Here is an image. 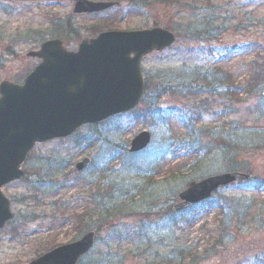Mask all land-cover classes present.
Wrapping results in <instances>:
<instances>
[{"label":"rangeland","instance_id":"obj_1","mask_svg":"<svg viewBox=\"0 0 264 264\" xmlns=\"http://www.w3.org/2000/svg\"><path fill=\"white\" fill-rule=\"evenodd\" d=\"M93 1L120 6L76 15L73 0H0V82H21L38 63L25 53L51 38L74 51L100 31L160 27L175 41L141 58L147 89L131 112L33 147L24 176L3 187L13 218L0 264H28L89 230L77 264H264V0ZM216 68L229 80L205 89L202 72ZM141 131L149 146L129 153ZM235 166L247 183L174 212L191 182Z\"/></svg>","mask_w":264,"mask_h":264},{"label":"water","instance_id":"obj_2","mask_svg":"<svg viewBox=\"0 0 264 264\" xmlns=\"http://www.w3.org/2000/svg\"><path fill=\"white\" fill-rule=\"evenodd\" d=\"M116 2L74 0L72 13H96ZM175 36L160 27L102 32L82 39L76 51L66 50L59 39L43 42L27 54L41 60L22 84L0 83V228L12 217L1 187L19 179L28 151L37 142L70 135L86 123L99 122L134 108L143 92L140 60L170 47ZM264 94V90H263ZM149 133L131 141L130 151L143 149ZM89 163L81 160L78 171ZM249 174L229 172L191 182L178 194L174 210L208 198L220 186L242 183ZM94 232L58 246L28 264H76L93 245Z\"/></svg>","mask_w":264,"mask_h":264},{"label":"trees","instance_id":"obj_3","mask_svg":"<svg viewBox=\"0 0 264 264\" xmlns=\"http://www.w3.org/2000/svg\"><path fill=\"white\" fill-rule=\"evenodd\" d=\"M68 28L70 29V27H68ZM75 35L78 37L77 34H75ZM214 71L212 73H210V74H208L207 72H202V74L204 76V79H202V80L205 81V89L212 88V87H215V86H220V85H221V87H224L225 86V81L229 80V79L226 78L227 75L222 73L220 71V69L216 68ZM146 89H147V86L145 87V90ZM153 116H154V112H153L151 118H153ZM165 122H167V120ZM230 155H231L230 153L225 151V156H227L229 159L232 158V157H229ZM236 169H239V168H236V166L232 168V170H236ZM261 186H263V185H261ZM231 202L232 201H230V207L227 208V212H231ZM247 206H250L249 200L245 202V207H247Z\"/></svg>","mask_w":264,"mask_h":264}]
</instances>
